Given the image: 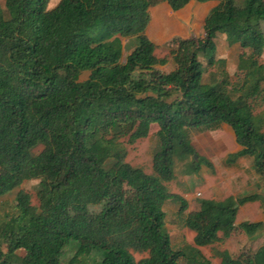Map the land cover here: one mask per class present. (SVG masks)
Wrapping results in <instances>:
<instances>
[{
	"label": "trees",
	"instance_id": "1",
	"mask_svg": "<svg viewBox=\"0 0 264 264\" xmlns=\"http://www.w3.org/2000/svg\"><path fill=\"white\" fill-rule=\"evenodd\" d=\"M161 1L175 11L190 0H56L51 7L50 0H5L6 13L0 7V197L25 181H45L37 205L19 191L0 215V264H63L69 251L66 264H210L196 247L219 241V232L227 238L262 226L234 223V206L263 200L260 194L202 199L182 221L196 247L175 250L163 206L172 200L185 212L167 183L176 164L193 174L205 160L189 130L229 126L240 150L226 164L251 158L264 184V133L253 115L264 90V0H216L202 38L166 43L170 59L157 56L145 34L148 10ZM217 34L242 49L236 81L215 56ZM122 38L135 43L123 60ZM201 60L219 65V80L202 82ZM166 64L169 72L161 70ZM152 125L158 144L145 173L124 161L125 146L146 138ZM258 255L219 257L259 264Z\"/></svg>",
	"mask_w": 264,
	"mask_h": 264
},
{
	"label": "crops",
	"instance_id": "2",
	"mask_svg": "<svg viewBox=\"0 0 264 264\" xmlns=\"http://www.w3.org/2000/svg\"><path fill=\"white\" fill-rule=\"evenodd\" d=\"M55 2L56 0L53 1L51 6H53ZM217 5L218 1L216 0L203 3L190 0L181 9L173 11L167 2L161 1L148 10L149 21L145 29V34L155 45L164 44L176 39H186L189 37L198 38L196 37L198 36L197 34L203 35L205 17L209 11ZM219 35L223 36V38L220 39V44H222L223 47L229 46L225 42V36L223 34L216 35V44L217 40L219 41ZM123 39L124 38L121 39V43L124 48L125 41ZM236 46L239 47L238 44H233L230 45L229 48H235ZM125 56L126 54L124 55L122 50L121 59L123 60ZM215 56H217V59L225 60L226 58L223 53L219 52V43L216 48ZM260 59L264 64V50ZM170 68V65L166 64L161 67V70L169 72ZM219 129H228L230 133H223L221 135ZM260 130L262 131L261 128ZM208 137V140H211L215 144L214 149H217L218 152L210 156L200 155L210 163V166L202 165L199 168V174L193 177V180L199 179L198 183H200L201 186H188V180L190 179V174L188 172H184L183 176L179 179H177L175 175V179L167 183L169 192L180 196L187 205L185 212L181 216L179 215V204L177 202L168 200L163 206L164 228L169 235L171 246L175 250H184L186 247H196L194 245V233L182 226V221L185 215L198 209L200 200H235L243 197L240 195L245 191H248L249 194L247 195L260 194L264 197L263 180L262 177L254 171L251 158L240 157L237 163L231 166L225 165L224 163V165H220L222 164L220 162H218L217 165L213 161V158L217 156H222L220 160L222 161V159H226L229 154H233L240 150V147L235 143L234 135L230 127L226 124H221L216 130L211 132ZM217 145H220L223 150ZM237 207L238 209L234 221L235 225L244 222H260L262 226L255 232L249 234L237 229L227 238H222V234L219 232V241L211 245L196 247L210 264H221L219 254L223 252L227 253L233 259L244 256L245 254L253 256L255 259L256 255L259 256V251H262L264 254V198L263 200L248 202L241 206L237 205ZM168 212L171 214L173 213L175 218L177 217V223H179V226L182 228V230L177 233L179 239L176 243H173V234L165 226V218ZM18 254L21 255L22 251H18ZM259 264H264V257L260 259Z\"/></svg>",
	"mask_w": 264,
	"mask_h": 264
},
{
	"label": "rangeland",
	"instance_id": "3",
	"mask_svg": "<svg viewBox=\"0 0 264 264\" xmlns=\"http://www.w3.org/2000/svg\"><path fill=\"white\" fill-rule=\"evenodd\" d=\"M4 1L5 0H0V7L2 8L3 12L6 13L5 7H4ZM50 1L51 2L49 3V7H51L54 0H50ZM197 35L198 36H196V37H198V38L202 37V34H197ZM222 38H223L222 35L218 36L219 41L217 40V45L219 43V52L223 53L226 56L225 60L223 59L225 61L224 69L228 73V75L231 77V81H236V77L234 76V73L236 72L237 57L242 52V49L238 46H236L235 48H229V46L223 47L222 44H220V39H222ZM123 40L125 41L124 48H123V52L125 55V54H128L133 49L135 43L133 41H129L128 39H123ZM156 46H157V50H156L157 56H159V57L166 56L168 59H170V57L168 55L169 47H167L166 43L156 45ZM216 58H217V56H216ZM201 61H202L203 67H205V71L202 75V82L208 83V82H211L212 80H219L220 76H221L219 65H214L213 67H207L205 64V61H203V60H201ZM261 62H263V61L261 60ZM87 76H88V73L82 74L80 77V80L85 79ZM263 89H264V83H263ZM261 97H262V99H259L257 104H256V107L253 108V115L257 118H260V120H261L260 128L264 132V90H263V94L261 95ZM156 131H157V127L152 125L150 128V131L148 133V136L146 138L138 140L132 145H126L125 146L126 156H125L124 161L133 167L142 168V170L145 173H150L151 172V158H152L154 151L157 149V144H158L157 137L155 136ZM213 131H203V130L202 131H199V130H189L188 131V137L190 139V142H191V144L193 143L192 146L195 148V151L199 156L200 155L210 156L212 154H217V152H218L217 149H214L215 144L211 140H208L209 139L208 136ZM219 132L222 135L223 133H230V130L219 129ZM217 146L221 150H223V148H221L220 145H217ZM40 150H41V147H37L33 150V152L38 153ZM227 157H226V159H227ZM221 158H222V156L214 157L213 158L214 163L217 164L218 162H220V163H222L220 165H224V164L228 165V164H226V159L224 158L225 161H224V159H222V161H220ZM237 160L238 159H236V161L232 165L236 164ZM202 165H207V164H205V160L202 162L200 167ZM228 166H231V165H228ZM184 171H185V169L181 163L176 164L175 172H176V178L177 179H179L183 176ZM198 171H199V169H198ZM198 171L193 173V174H190V179L188 180L189 181L188 182L189 187L190 186L194 187L195 185L201 186L200 183H198L199 179L193 180V177L199 174ZM44 188H45V181L42 178H36V179L29 180V181H25L19 188H17L15 190L11 191L10 193L0 197V215L8 213L9 211L12 210V208L14 207V204H15V198L17 197V194L19 191H24V192L29 193L30 198H31V203L33 205H37L38 200H39L38 199L39 194L44 190ZM171 188H173V187H171ZM247 194H249L248 191H245V192L241 193L240 196H244ZM124 199H125V202H124L125 212L126 213L128 212V214H131L133 211V207H134L133 199H132V197H131V199L126 198V195H125ZM91 210L92 211H98V209H96V208H91ZM249 221H251V220H249ZM177 222H178L177 217L175 218L173 213L171 214L170 212H168V215L165 218V226L173 234L172 235L173 243H176V241L179 239V235L177 233H179L182 230V228L179 226L180 224ZM110 224H112V223H110ZM72 255H73L72 251L67 252L65 257L63 258V264H66L69 261L68 259H70L72 257ZM134 257H135V259L140 258L139 255L138 256L135 255Z\"/></svg>",
	"mask_w": 264,
	"mask_h": 264
},
{
	"label": "water",
	"instance_id": "4",
	"mask_svg": "<svg viewBox=\"0 0 264 264\" xmlns=\"http://www.w3.org/2000/svg\"><path fill=\"white\" fill-rule=\"evenodd\" d=\"M194 157H196V155H194ZM235 208H237V205H235Z\"/></svg>",
	"mask_w": 264,
	"mask_h": 264
}]
</instances>
